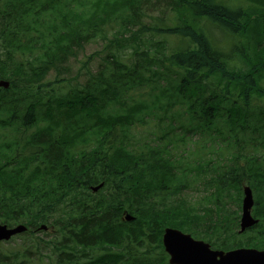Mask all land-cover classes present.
I'll list each match as a JSON object with an SVG mask.
<instances>
[{"label": "trees", "instance_id": "trees-1", "mask_svg": "<svg viewBox=\"0 0 264 264\" xmlns=\"http://www.w3.org/2000/svg\"><path fill=\"white\" fill-rule=\"evenodd\" d=\"M17 1L0 0V79L11 82L10 88L0 89V157L28 163L30 174L12 197L0 192L5 222H24L28 207L46 214L67 186L62 250L71 252L74 264H80L78 244L104 246L109 264H167L160 242L153 258L156 248L148 242L145 223L154 219L143 213L202 209L229 215L233 224L227 228L236 229L243 186L249 185L259 219L253 228L264 230V156L248 153H264V0H155L152 12L162 16L158 24L145 22L149 0H62V25L54 2L40 3L53 15L51 20L48 15L39 18L37 0ZM215 32L233 46L222 48ZM95 39L108 42L80 60L78 49ZM73 57L81 63L76 74ZM184 66L190 70L188 85L179 93L195 102L189 122L195 132L207 129L216 139L203 145L207 157L196 154L206 161L224 152L221 162L197 169L194 180L204 185L205 193L194 204L182 196L192 181L179 184L181 175L189 177L196 170L187 162L193 155L186 149L180 161L174 154L185 140L169 138L174 126L170 122L164 129L167 120H136L143 105L129 104L136 101L130 92L144 89L155 109L168 107L155 87ZM224 105L227 117L214 120ZM147 113L159 117L153 108ZM137 122H156L157 128L142 133ZM85 138L100 151L96 171L113 177L80 179L84 164L78 143ZM101 181L105 187L93 194L89 185ZM125 209L137 216L130 224V263L113 246L118 239L112 230L127 226L121 220ZM159 221L184 228V221L175 218ZM257 234L264 239V233ZM237 245L256 243L247 238Z\"/></svg>", "mask_w": 264, "mask_h": 264}, {"label": "water", "instance_id": "water-1", "mask_svg": "<svg viewBox=\"0 0 264 264\" xmlns=\"http://www.w3.org/2000/svg\"><path fill=\"white\" fill-rule=\"evenodd\" d=\"M8 87V82L0 81V87ZM243 201L242 231L255 225L258 220L252 215L254 198L251 187H245ZM128 218H131L128 216ZM9 232L0 228V239ZM164 244L170 254L171 264H264V251L253 248H240L226 253L207 250L208 245L195 241L190 235L178 229L167 228L164 234ZM203 248V251H199Z\"/></svg>", "mask_w": 264, "mask_h": 264}, {"label": "flooded vegetation", "instance_id": "flooded-vegetation-1", "mask_svg": "<svg viewBox=\"0 0 264 264\" xmlns=\"http://www.w3.org/2000/svg\"><path fill=\"white\" fill-rule=\"evenodd\" d=\"M238 217L239 222L241 219V215H236ZM190 220H191V225L193 232L196 234L199 233H213L215 236H225L222 239L214 242L211 244V249L212 251H217V252H223L227 251L229 245L228 237L227 234H230L231 237H233V243H239L240 241H244L247 238L243 239L242 235H237V237L232 236V229H229L225 235L224 229L216 228V224H219V222L224 221L226 217L222 214H210V213H194L190 215ZM236 220V219H235ZM210 226H213L212 228ZM240 232V231H239ZM246 232H250V234H247V237L250 242H255L256 245H254V248L264 251V239L257 234L258 232L264 233V230L258 229V230H248ZM254 232V233H251ZM230 237V236H229ZM260 244L259 246H257ZM239 247H248V246H240L237 245L233 248H239Z\"/></svg>", "mask_w": 264, "mask_h": 264}, {"label": "rangeland", "instance_id": "rangeland-1", "mask_svg": "<svg viewBox=\"0 0 264 264\" xmlns=\"http://www.w3.org/2000/svg\"><path fill=\"white\" fill-rule=\"evenodd\" d=\"M216 38L222 40V41H227V37L224 36L222 33H219L217 32L216 33ZM101 46V41H95L91 44H88L86 43L84 45V47L78 51V58L79 59H84V55L85 54H89L91 52H93L94 50L98 49L99 47ZM72 62H73V70H74V74H76V71L78 69V67L81 65L80 61L79 60H76L75 61V58H72ZM90 65H94L93 63L90 64ZM95 67V65H94ZM194 141V139H193ZM190 142V140H189ZM206 145L209 144V142H204ZM184 146V143L183 142H179V147H183ZM192 149V146H190L188 148V151H190ZM224 152H221L219 154H217L215 157L217 158V162H221V155L223 154ZM248 153L250 154H256L257 155V152L251 150L249 151ZM194 160H196L194 162V165L197 164V158H195ZM245 187V185L243 186V188ZM234 193V191H233ZM184 196L187 197V198H190V199H196L197 196H196V193L191 191V190H187L185 191L184 193ZM233 206L237 207V204L236 202H232ZM254 209V207H253ZM38 236H43L44 234L43 233H38L37 234ZM17 240H15L14 242H11L9 244H3L0 246V255L1 254H8V255H11L12 251L14 250H18L19 252H23V250L27 247V243H28V238L27 237H17L16 238ZM12 241V240H11ZM228 241L229 243L233 244V237H228ZM22 263L21 264H44V261L41 257H39L38 253L35 252V249L34 247L31 248V251H30V257L29 259H24V260H21ZM20 261V262H21ZM8 264V263H6Z\"/></svg>", "mask_w": 264, "mask_h": 264}]
</instances>
